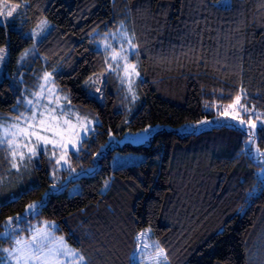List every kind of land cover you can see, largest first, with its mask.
I'll return each mask as SVG.
<instances>
[{
  "label": "trees",
  "instance_id": "trees-1",
  "mask_svg": "<svg viewBox=\"0 0 264 264\" xmlns=\"http://www.w3.org/2000/svg\"><path fill=\"white\" fill-rule=\"evenodd\" d=\"M7 1L26 9L0 22V48L9 51L0 114L13 113L24 96L19 57L33 42L26 33L46 18L53 28L38 45L46 61L39 60V69L52 71L71 102L98 117L73 161L79 171L99 167L72 181L81 185L75 195L52 191L46 165L16 199L0 187V233L9 217L41 202L31 220L57 222V231L88 264H133L138 236L148 228L170 264H249V243L264 217V179L245 151L248 133L231 124L199 133L179 128L214 117L241 88L243 103L264 113V0H231L228 10L222 0ZM121 22L138 45L139 98L131 103L112 79L101 103L86 86L108 69L97 35ZM157 124L171 129L157 132L148 144L119 148L144 155L141 163L114 170V149L101 154L111 135L121 139ZM257 145L264 150L260 127ZM107 179L111 185L103 192ZM10 245L0 236V249Z\"/></svg>",
  "mask_w": 264,
  "mask_h": 264
},
{
  "label": "rangeland",
  "instance_id": "rangeland-1",
  "mask_svg": "<svg viewBox=\"0 0 264 264\" xmlns=\"http://www.w3.org/2000/svg\"><path fill=\"white\" fill-rule=\"evenodd\" d=\"M221 3L223 4V2ZM12 8H15L16 10L13 12L12 16L9 17L7 16V12L10 11ZM25 9L26 5L24 4L12 3L7 0H0V11L4 12V17L0 22L5 24L16 17H19V15H22ZM45 20L47 21L48 26L44 28L43 31H41V27H43L41 22ZM121 25H123V27H121ZM52 28L53 24L45 18L42 19L35 28L29 30L26 33L27 36L33 39V42L28 48H26L21 53L19 57V65L22 69L21 82L23 83L24 87V96L14 107L13 113L0 114V124H3L6 127L9 123L17 122L13 120L14 117L20 114H23V117H28L32 114L33 111H36L37 114H39V112H44V118L45 120H47L49 113L46 111L45 108L41 107V105L48 104L50 108H56V112L53 113V115H55L58 120L54 122V125L56 129L61 131V135L65 142L68 138H72L73 140H79L81 137L83 138L80 143L81 150L78 153H74L71 146L69 145L68 160L71 163V168H69L68 165L63 164V162L61 165H57L55 164V160L59 158L62 151L59 145L54 143L43 145L42 142L41 144H37L35 137H32L31 142L28 143V148L35 147L37 155L29 161L27 159L28 148L23 147L25 141L23 139L18 138V143L20 145L19 150L25 153V160L23 162H20V168L19 170H17L11 167L10 157L6 147L0 146V173L8 172L7 176H0V181H2V183H0V187L1 190L5 189V192H7V194H9L8 196H10V198L12 199H16L22 191L35 185L38 179L37 172L44 165L48 166L50 169L51 178L53 180V183L51 185L52 191L61 192L67 190L69 195H75L81 191L80 182H72L73 180L78 179L81 175L90 174L99 167V165L96 164L95 166L91 167L86 171H79L74 165L73 161V157L75 155L80 157L82 153L81 151L84 149V141L88 139L91 133L96 130L97 125L99 124L98 117L95 113H84L80 107L74 105L71 102L70 93L58 86L54 78V73L52 71H42L39 69V60L41 59L42 63H46V61L39 54L38 45L48 35ZM125 32L128 36H133L127 24L125 22H121L115 29L111 30L109 33H99L97 35L96 47L97 49L102 50L105 53L107 58L108 69L105 73H99L93 76L87 82L86 86L89 94L98 99L101 103H105L106 86L107 83H111L112 79H114L117 84H119V86H123L125 88L128 96L131 99V103L135 102L139 98L138 83L140 81V74L139 76H135L133 74L130 77L132 83L131 91H129V77L125 76L123 70L125 67L124 61L120 60L119 57H117V60L112 59V48H115L117 53L120 54V56L128 55V63L135 64L137 66L136 70L139 72L138 64L135 61V53L137 52V49L134 50L133 54H129L127 51L121 52V47H123V49L125 50L129 48L128 44L123 40V34ZM36 33H39V35H35ZM106 45H111V48L106 49ZM1 48L6 49V55L3 62L0 63V82L4 78L6 72V65L9 59L8 46H2ZM109 65H111V67H109ZM45 73H51V78L49 81H45L43 79ZM41 86H43V91L41 90ZM97 89H99V91H97ZM49 91H51L52 93L51 96L49 95ZM36 93L40 94V97L43 98L35 96L34 94ZM38 99L39 103L36 102ZM29 100L33 101L32 105L27 104V101ZM230 104H225L217 107L215 109L217 111V115L207 120H204L208 121V123L202 124L200 122L193 124H185L179 128V131L181 133H199L211 129L214 126L222 124H231L233 126L238 127L237 121L227 120L224 116L220 114L221 111ZM241 104L245 105L242 99ZM252 109L253 108H249V110ZM257 114H259V118H257ZM240 115L244 120L247 121L251 119L256 124V128L250 130L251 132L255 133L254 137L251 136L250 133H248L249 137L246 142L245 151L250 153V155L257 162L256 164H258L257 166H259V175L264 179V157L257 156V150H259V152H264V150H261L257 145L258 128L260 127L261 122L264 121V113L258 109H255V112L250 115H246L244 113H241ZM23 117L20 121H18V123H20L22 127L25 126ZM64 121H68V124L65 125ZM151 126L152 127L150 133L148 134H143L142 131L136 133H127L121 139L117 138L115 135H111L109 144L103 147L101 154L103 155L110 149H114L113 157L111 159V166L114 170L125 166L137 165L145 159V156L142 154L123 152L119 148L123 147L126 143H132L134 145L148 144L151 138L157 132L164 129H171L170 126H164L161 124ZM41 135H46L49 139L53 141L60 139L59 136H53L51 132L41 133ZM250 140L252 141V143L250 145L249 150ZM53 153H55V155H53ZM71 169H75V171L73 172ZM53 173H55V175H53ZM107 181H109V186L107 189H105V187L103 186V192H107L111 185V180L107 179ZM53 185H55V187H53ZM34 203L39 205L37 209L38 213L40 210L41 202ZM30 215L31 214L26 216L25 212L23 216H19L22 218V220L16 224L18 232L17 238H27L34 229H43L45 223H48L50 225H54V227L47 229V231L51 232V240L48 245L49 247H54L56 241L60 237H63L68 246L80 252L75 246L68 242L67 238L63 234L57 231V222L45 221L43 223H39L38 221H32L31 217H29ZM28 217L29 222H23V219ZM25 228H28V230L25 231ZM141 233H145L146 235L143 239L140 238V235L138 236L139 246L134 256L133 264H152V257L155 255V250L151 247V245H153L154 243H158V241L155 240L154 236L152 235V231L149 228L143 230ZM145 245H149V247L145 248ZM12 247L13 244L10 245L8 249H11ZM5 248L6 247H3L1 249ZM5 258L6 254L0 252V264H5ZM248 263L264 264V217L253 231V235L249 243ZM9 264H12V262H9ZM68 264H71V259H69Z\"/></svg>",
  "mask_w": 264,
  "mask_h": 264
},
{
  "label": "snow or ice",
  "instance_id": "snow-or-ice-1",
  "mask_svg": "<svg viewBox=\"0 0 264 264\" xmlns=\"http://www.w3.org/2000/svg\"><path fill=\"white\" fill-rule=\"evenodd\" d=\"M218 3L221 0H217ZM225 10L231 8V0H222ZM15 8H12L10 11L7 12V16H12ZM4 17V12L0 11V21ZM42 26L41 31L46 28L47 21L41 22ZM123 27V25H121ZM35 35H39L36 33ZM135 36H128L125 32L123 34V40L128 44L129 48L127 50L121 47V52L127 51L129 54H133L134 50L138 47L137 44L134 43ZM111 48V45H106V49ZM112 59L117 60L119 57L120 60L124 61V73L126 77H129V91H131V79L130 77L134 74L135 76H139V72L136 70L135 64L128 63V55L120 56L117 53L115 48H112ZM138 55V53H135ZM6 55V49L0 48V63L3 62ZM111 67V65H109ZM51 78V73H45L43 79L45 81H49ZM41 90L43 91V86H41ZM99 91V89H97ZM35 96L39 98L40 94L36 93ZM49 95L51 96L52 93L49 91ZM243 96H246V91L241 88L240 94L235 96V99L232 104L226 106L222 111L221 115L225 117L227 120L237 121V126L245 131L246 133H250L251 136L254 137L255 133L251 132V129L256 128L255 122L251 119L244 120L241 113L246 115H250L255 112V109L249 110V108L245 105L241 104V99ZM135 98V97H134ZM66 99V98H65ZM39 103V99L36 101ZM19 103V101H18ZM28 105H32L33 101H27ZM41 107L45 108L46 111L49 113L48 119L45 120V113L39 112L37 114L36 111H33L32 114L28 117H23V114H20L13 118L15 123H9L6 127L3 124H0V146L6 147L9 157H10V164L11 167L14 169L19 170L20 162L25 160V153L19 150V143L18 138L23 139L25 141L23 147L28 148V143L31 142V138L35 137L37 144L47 145L49 143L58 144L59 147L62 149L61 154L58 159L55 160V164L61 165L63 164L68 165L71 168V163L68 160V148L69 145L71 146L74 153H78L81 150L80 143L82 141V137L79 140H73L72 138H68L65 142L61 131L56 129L54 122L58 120V118L53 115L56 112V108H50L48 104L41 105ZM23 117L24 127L21 126L18 121L21 120ZM257 118H259V114H257ZM202 124L208 123V121H201ZM64 124L67 125L68 121H64ZM228 126V125H225ZM151 125L142 129L143 134L150 133ZM260 128L264 131V121L261 122ZM87 130V129H86ZM51 132L53 136H59L60 139L53 141L49 139L46 135H41V133H48ZM139 135V134H138ZM252 141H249V150ZM37 155L36 148H28V155L27 159L30 161L34 156ZM55 155V153H53ZM258 157H264V152H259L257 150ZM73 172L75 169H71ZM55 175V173H53ZM2 183V181H0ZM109 186V181L104 182V187L107 189ZM55 187V185H53ZM39 205L36 203H32L27 205L26 216L36 215L37 209ZM15 219V222H14ZM22 220L21 217L17 216L15 218L9 217L8 220L5 222V231L0 233V235L5 236L8 238L13 247L11 249L5 248L0 249V252L6 254L5 264H68L69 259H71V264H88L85 256L76 251L75 249L71 248L67 245L63 237H60L54 247H49V242L51 240V232L47 231V229L54 227V225H50L45 223L44 228L34 229L27 238H17V227L16 224ZM140 238L143 239L145 237V233L139 234ZM145 248L149 247V245H145ZM152 248L155 250V255L152 257V264H169L168 256L165 250L159 245V243H154L151 245ZM63 258V259H62Z\"/></svg>",
  "mask_w": 264,
  "mask_h": 264
},
{
  "label": "crops",
  "instance_id": "crops-1",
  "mask_svg": "<svg viewBox=\"0 0 264 264\" xmlns=\"http://www.w3.org/2000/svg\"><path fill=\"white\" fill-rule=\"evenodd\" d=\"M138 246H139V244H138ZM138 248V247H137ZM137 251V250H136ZM136 251H135V253H134V255H133V257L135 256V254H136Z\"/></svg>",
  "mask_w": 264,
  "mask_h": 264
}]
</instances>
